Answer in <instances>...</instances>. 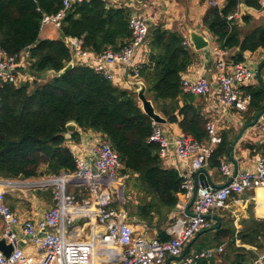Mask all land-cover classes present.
Returning a JSON list of instances; mask_svg holds the SVG:
<instances>
[{
    "label": "trees",
    "instance_id": "1",
    "mask_svg": "<svg viewBox=\"0 0 264 264\" xmlns=\"http://www.w3.org/2000/svg\"><path fill=\"white\" fill-rule=\"evenodd\" d=\"M260 1L224 0L223 8L209 7L202 17L203 26L221 50L238 49L231 59L233 64L244 61V52L264 49V27L244 33L226 17L238 12L240 4L260 9ZM61 6L62 0H0V48L9 56L29 49L27 72L34 77L32 82L19 85L0 80V178L35 179L73 172L74 159L67 143L78 142L81 132L99 134L118 154L120 174L126 176V200L113 207L120 209L126 219H136L155 229L161 242L168 241L165 227L172 222L169 216L178 203V195L184 192L183 179L174 169L163 166L158 145L150 141L153 122L142 111L135 93L115 87L85 65H75L59 76L43 77L47 71L58 73L69 64L70 53L63 41L66 37L80 39L83 50L96 55L119 51L131 40V12L109 6L104 0L76 4L66 13L59 39H40L43 16L58 12ZM249 20L248 16L242 17L245 24ZM183 41L178 32L162 25L150 26L147 48L152 55L140 65L139 75L155 111L181 136L204 143L208 139L207 120L196 106L195 97L181 90V74L195 58ZM241 90L251 98L243 114L247 124L264 107V87L258 81ZM69 122H74L80 132L66 140L65 126ZM221 138L208 162L211 169H219L220 162L227 160L228 147L234 140L224 132ZM244 147L264 160V142ZM35 194L48 203L51 200L50 190ZM258 214L264 215L260 204ZM227 225L229 228L221 225L214 231L213 227L207 229L195 251L225 244L218 256L222 259L220 264H252L256 253L237 247L235 242L263 249L264 220L253 216L242 219L240 230L234 228L232 220ZM215 261L201 260L199 264H216Z\"/></svg>",
    "mask_w": 264,
    "mask_h": 264
},
{
    "label": "built area",
    "instance_id": "2",
    "mask_svg": "<svg viewBox=\"0 0 264 264\" xmlns=\"http://www.w3.org/2000/svg\"><path fill=\"white\" fill-rule=\"evenodd\" d=\"M89 1L62 0L58 12L43 16L40 30L46 26L59 30L67 11L73 5ZM210 5L218 8L215 2H210ZM260 5L264 6V0L260 1ZM237 16L238 12L230 14L226 20L235 21ZM128 29L131 33L128 44L119 51H107L100 55L83 50L80 39L64 38L70 53L69 64L88 66L113 85L119 83L111 70L115 66L127 69V77L132 83L140 81V65L135 66L132 61L137 50L147 44L149 25L143 18L130 15ZM183 45L190 46L186 41H183ZM224 55V52H220L215 61L214 81L219 89L217 103L222 115L227 116L232 110L244 114L251 98L241 89L257 84L259 71L247 61L237 64L227 62ZM29 58V49L17 56H9L0 48V80L15 85H19L20 81L32 82V75L19 74L27 70ZM181 90L184 94L206 97L211 93L212 85L202 75L184 76L181 78ZM152 124L154 129L150 141L158 145L162 164L168 167L178 164V170H174L183 179L184 192L178 195L182 199L178 198L173 210L175 216L165 227V234L170 238L168 241L161 242L157 237L145 238L146 226L138 229L142 223L137 225L125 220L122 213L113 207L114 203L123 204L126 200V176L120 174L122 163L118 154L98 134L96 142L91 146L90 156L73 151L69 145L75 164L73 172H60L35 179L0 178L1 238L13 246L10 257L6 258L0 253V264H94L99 258L103 261L98 264H164L169 258L172 264H199L201 260L221 255L223 247L218 246L195 251L178 259L186 244L198 232L210 229V219L206 216H214L217 211L226 210L231 197L264 187V160L258 157L253 167L237 171L232 182L227 185L233 171L228 161L222 160L219 172L227 182L220 187H213L205 186L197 180L196 196L187 213L186 207L195 190V173L208 166L213 151L221 143L223 127L219 120L208 119L205 124L208 139L201 143L189 136L172 138L163 132L160 125ZM255 128L264 135V112L259 116ZM71 187H83L85 193L81 191L77 196ZM39 190H50L52 200V205L41 215L21 218L5 203V196L10 192L29 193ZM78 222H82V226ZM87 228L90 234L84 240L82 237ZM26 246H31L33 252L24 259L21 250ZM252 264H264V251L256 253Z\"/></svg>",
    "mask_w": 264,
    "mask_h": 264
},
{
    "label": "crops",
    "instance_id": "3",
    "mask_svg": "<svg viewBox=\"0 0 264 264\" xmlns=\"http://www.w3.org/2000/svg\"><path fill=\"white\" fill-rule=\"evenodd\" d=\"M210 2H215L219 9L223 8L224 6V0H146L143 3H138L135 0L107 1L109 6H112L114 8L124 7L129 9L131 12L130 15H137L140 18H143L148 23L149 27L153 25H162L166 30L178 32L183 37V40L188 42L189 44V32L197 31L205 35L206 39L209 40V47L207 50L196 52L193 50L191 44L189 47L186 46L194 52L195 58L190 67H188L187 71L181 74V78L184 76L192 77L195 75H202L210 80L212 85L211 93L206 97L194 96L196 106L201 110L206 120H219V123L223 127L221 132L226 133L229 139H234L242 126L246 124L244 123V115L241 113H237L234 110H232V112L227 116L222 115L221 108L217 103V98L219 97V89L215 84L214 77L216 75L215 61L219 58V53L224 52V59L227 62H232L231 59L237 53L238 49L236 48L230 50H221L214 42V38L212 37V35L203 26L202 17L207 9L209 7H212L210 5ZM243 16L250 17V20L247 24L243 23ZM235 23L244 33L259 26L264 27V6H261L260 9H252L240 4L238 8V16L235 19ZM42 34L44 36H42ZM39 36L40 39L50 40H57L60 38L59 30L53 29L49 26H46L42 30H40ZM148 54L149 50L146 44L137 50L132 63L135 66L146 64ZM243 60V62L247 61L258 69L260 79L264 82V49H258L254 52H244ZM111 70L112 73L115 74V76L118 78L117 82H119L114 85L115 87L121 90L135 93V88L132 86V81L127 77V69L115 66L112 67ZM19 74L27 76L28 72L27 70H24ZM140 81L143 82L142 80ZM20 82V84L23 83V81ZM138 104L140 105L139 102ZM160 128L163 130V132H165L172 138L181 136L174 125H170L167 122L165 125H160ZM77 131H79V128L76 126V132ZM97 137L98 134L92 133L90 131L81 132L79 141H71L70 144L68 142L67 146L69 147V145H71L70 148L73 151L80 153L83 156H90L92 155L91 146H93V144L96 142ZM262 142H264V135L258 133L255 127L249 128L244 132L242 138L234 146L232 152V157L236 162L235 165L237 167V171L253 167L259 157L258 155H253L249 149H246L244 147V145H252ZM228 164L234 172L235 166L230 162H228ZM163 166L165 168L178 170V164H175L173 167H168L167 165ZM204 169L207 171L208 180L214 187H220L227 182V179L221 176L219 169H211L208 166ZM183 172H185V170H183ZM71 190H73L77 194V196L80 195L81 191L85 193V189L83 187H71ZM39 191L47 192L49 190ZM178 198L179 200L182 199L181 196H178ZM5 202L7 203L6 205H8L10 209L21 218H31L36 215H41L44 210L48 209L52 205V200H50V202L48 203L42 198L37 197L35 192L21 193L18 191H13L6 195ZM259 204L262 206V213L264 214V190L245 191L241 195H235L231 197L229 200L228 208L224 210V212L217 211L214 216L219 219V227L221 225H225V228H229V226L227 225V221L232 220L234 228L236 230H240V221L242 219H248L250 216H253L256 220H264V215L261 216L260 214H258ZM118 210L125 218L124 213L120 209ZM173 216H175L174 211L171 212L169 219L171 220ZM125 220L133 222V224L140 223L136 219L130 220L125 218ZM209 221L210 228L216 226V221L211 219ZM82 224L80 225L82 226ZM143 226L146 225H139L138 229ZM86 230H88V234L85 237L90 234L89 229L87 228ZM144 237L147 239H151L153 237L158 238L157 231L155 229L152 230L148 227H145ZM82 238L85 240L84 237ZM194 241L195 242H193V244L189 247L188 254L195 252L196 245L199 244L200 241H202L201 235ZM235 244L237 247H243L246 250L253 251L254 253L264 251V248L257 249L256 247L250 245H240L239 241H236ZM215 245L216 244L213 242V246ZM219 246H222L224 248L225 244H221ZM21 251L23 258L26 259V256L33 252V248L31 246H26L22 248ZM94 255H96L95 251ZM220 257H215L216 264L221 263L222 259ZM167 260L168 259H166L164 264H167ZM101 261H103V259L99 258V260L94 261V264H98ZM172 262L173 261L171 259L169 264H172Z\"/></svg>",
    "mask_w": 264,
    "mask_h": 264
},
{
    "label": "water",
    "instance_id": "4",
    "mask_svg": "<svg viewBox=\"0 0 264 264\" xmlns=\"http://www.w3.org/2000/svg\"><path fill=\"white\" fill-rule=\"evenodd\" d=\"M189 42L193 48L194 51L199 52L202 50H207L209 47V40L206 39L205 35L203 33L197 32V31H191L189 32ZM149 56L152 55L151 52H149L148 54ZM72 64H68L64 69H62L61 71H59L58 73H55L53 71H47L43 77H47V76H59L67 71H69L72 68ZM8 73V72H6ZM262 83V86L264 87V82L260 79L259 76V80ZM132 85L136 88V98L138 100V102L140 103L141 109L144 112L145 115H147L153 123L158 124V125H165L166 124V119H164L161 115H159L154 107L153 104L150 100H148L146 98L145 92H146V87L145 84L141 81L138 82H134L132 83ZM264 112V107L262 110H260L259 112H257L253 118V120L250 123L244 124L242 126V128L240 129V131L238 132L237 136L234 138V140L231 142V144L228 147V151H227V158H228V162L232 163L235 166L234 172H233V176L229 179V181L225 184L227 185L228 183L232 182V180L234 179L236 172H237V167H236V162L234 161L233 157H232V152H233V148L234 146L237 144L238 141H240V139L242 138L244 132L246 130H248L249 128H253L257 121L259 116ZM65 130L66 133L64 134V138L66 140L70 139L71 134H73L74 132H76V124L74 122H69L66 124L65 126ZM195 177H196V181H195V190L192 194V198L190 200V202L188 203L187 207H186V212L188 213V208L192 205V202L194 201V198L196 196V189H197V180L202 181L203 185L207 186V185H211V182L208 180V174L207 171L205 169H201L198 170L195 173ZM214 187V186H213ZM207 219H211L216 221V226H214L211 230L217 229L219 228V219L216 216H206ZM205 231L207 230H202L200 232H198L195 237L188 243L186 244V246L183 249V253L181 255V257H179L178 259H181L186 252L188 251L189 247L191 246V244L194 242V240H196L197 237H199L200 235H202ZM13 251V246L12 244H7L4 238H0V253H2L6 258L10 257ZM171 261V258L167 260V264H169V262Z\"/></svg>",
    "mask_w": 264,
    "mask_h": 264
},
{
    "label": "rangeland",
    "instance_id": "5",
    "mask_svg": "<svg viewBox=\"0 0 264 264\" xmlns=\"http://www.w3.org/2000/svg\"><path fill=\"white\" fill-rule=\"evenodd\" d=\"M42 36H44L43 34H42ZM255 127V126H254ZM253 127V128H254ZM228 220V219H227ZM78 224H82V222H78ZM88 234V230H86V232L84 233V238H85V236ZM1 235H2V229H1V223H0V237H1ZM224 248H225V246H224Z\"/></svg>",
    "mask_w": 264,
    "mask_h": 264
},
{
    "label": "bare ground",
    "instance_id": "6",
    "mask_svg": "<svg viewBox=\"0 0 264 264\" xmlns=\"http://www.w3.org/2000/svg\"><path fill=\"white\" fill-rule=\"evenodd\" d=\"M135 92H136V88H135ZM255 190H264V187H257Z\"/></svg>",
    "mask_w": 264,
    "mask_h": 264
}]
</instances>
